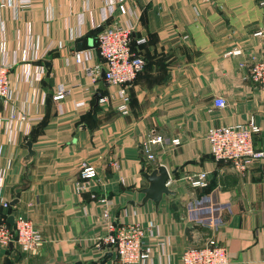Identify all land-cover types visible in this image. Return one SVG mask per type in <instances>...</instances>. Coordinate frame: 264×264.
Wrapping results in <instances>:
<instances>
[{"label": "crops", "instance_id": "crops-1", "mask_svg": "<svg viewBox=\"0 0 264 264\" xmlns=\"http://www.w3.org/2000/svg\"><path fill=\"white\" fill-rule=\"evenodd\" d=\"M23 1L0 0V64L10 65L12 105L38 121L12 143L1 127L8 110L0 100L2 196L17 199L10 214L31 220L45 242L29 253L14 244L0 248V264H115V253L97 246L107 233L105 207L116 224L138 222L155 233L144 240L146 264H179L184 249L209 236L227 247L230 264H264V157L239 173L212 158L205 138L211 126L253 117L254 148L264 147V86L248 78L250 56L264 54L258 0ZM112 20L134 25L131 48L145 61L125 86L126 113L118 109L119 87L100 76L92 83L73 56L82 50L87 62L102 63L97 35ZM140 37L146 41L137 44ZM235 48L242 54L225 56ZM59 85L69 93L55 102ZM95 93L107 101L98 103ZM217 96L224 107L213 105ZM152 131L181 142L153 146L154 159L147 160L142 143ZM27 140L35 151L29 159ZM89 164L97 175L78 192L75 181ZM160 164L176 170L174 193L158 206L141 204L138 189L147 185L141 170ZM200 171L210 182L192 187L185 177Z\"/></svg>", "mask_w": 264, "mask_h": 264}, {"label": "built area", "instance_id": "built-area-1", "mask_svg": "<svg viewBox=\"0 0 264 264\" xmlns=\"http://www.w3.org/2000/svg\"><path fill=\"white\" fill-rule=\"evenodd\" d=\"M28 3L29 0H24ZM125 0H118L116 4L124 3ZM258 4L264 9V0H258ZM115 4L110 6V16L115 13ZM134 25L131 22L120 23L112 20L105 25L97 35V51L102 59V63H90L89 54L82 50L74 52V60L81 64L86 77L95 83L104 70V81L107 85L119 87L121 103L118 109L122 113L127 112V101L125 86L130 84L142 71L145 61L143 57L132 51L131 42ZM262 36V31L254 33ZM146 41L144 37L137 38L135 42L142 44ZM242 50L239 48L225 52V56H239ZM10 65L0 64V100L5 109L8 110L6 116L2 118L1 127L9 131L12 143L16 141L19 133L28 135L33 124L37 123L38 118H31L24 109H17L13 102V83L10 76ZM248 78L255 84L264 86V54L251 55L248 65ZM69 90L64 85H59L52 95L55 102L62 101L67 97ZM107 98L99 97L98 103H105ZM213 105L224 107L226 101L217 96L213 99ZM259 131L254 118L250 117L244 123H232L223 126H211L205 133V138L210 145V153L214 160H223L231 163V167L243 173L248 166L264 157V147L255 149L253 145V134ZM180 138L174 137L167 139L162 134L152 131L142 143V150L147 160L154 159L152 148L155 145L165 146L168 144L179 145ZM114 165L117 167L118 163ZM97 170L94 165H85L80 178L75 181V187L79 192L84 188V181L95 178ZM187 182L192 187H207L210 180L205 171L187 175ZM123 181V180H122ZM5 184L3 173H0V209L8 210L10 202L3 199L2 190ZM171 184V177L166 183ZM10 214L7 213V217ZM13 229L7 223L5 216H0V248L8 247L13 243L21 252L29 253L45 242L40 230L22 214H13ZM102 217L105 220L106 235L100 237L97 246L99 249L106 248L115 253V264H146L149 260V251L145 248L144 240L154 239L155 233L144 227L138 222L116 224L111 217L110 210L105 207L102 210ZM156 244L165 251L166 243L158 240ZM104 253H102L103 257ZM179 264H230V256L225 245L216 241L212 236L205 239L202 245L197 247H187L180 255Z\"/></svg>", "mask_w": 264, "mask_h": 264}, {"label": "water", "instance_id": "water-1", "mask_svg": "<svg viewBox=\"0 0 264 264\" xmlns=\"http://www.w3.org/2000/svg\"><path fill=\"white\" fill-rule=\"evenodd\" d=\"M78 49H82V43H78ZM45 67L47 70L51 67V62L44 60L43 61ZM100 78H104V70L100 73ZM100 97V93H95L94 98L98 100ZM25 145L27 147V154L25 156V159L31 158L35 151L32 147V141L27 140L25 142ZM176 170L168 171L166 167L162 164L157 165L156 167L152 169H148L147 167H143L141 170V175L143 179L146 181L147 185L145 187H142L138 189L140 193H143V198L141 201V204L145 203L147 200H151L154 202L156 206L159 205L160 201L164 196L172 195L174 192L170 187L166 184L167 181L170 178L171 174H174ZM17 203V199H12L10 201V206L15 207ZM7 223L10 225V228L13 229L14 224V215L10 214L8 215L6 219ZM8 247H13V243H9ZM109 252L106 253L107 256H109Z\"/></svg>", "mask_w": 264, "mask_h": 264}, {"label": "trees", "instance_id": "trees-1", "mask_svg": "<svg viewBox=\"0 0 264 264\" xmlns=\"http://www.w3.org/2000/svg\"><path fill=\"white\" fill-rule=\"evenodd\" d=\"M98 30H100V29H98ZM132 42H133V40H132ZM132 42H131V45H132ZM132 51H133V50H132ZM138 54H139V53H138ZM92 107H93V110L96 109V108H97V104L94 103ZM40 122H41V121H40ZM40 122H39V123H40ZM11 209H12V208L9 207V209H8L7 212H8V213L11 212ZM0 216H5V218L7 219V213L5 214V213H1V212H0Z\"/></svg>", "mask_w": 264, "mask_h": 264}, {"label": "rangeland", "instance_id": "rangeland-1", "mask_svg": "<svg viewBox=\"0 0 264 264\" xmlns=\"http://www.w3.org/2000/svg\"><path fill=\"white\" fill-rule=\"evenodd\" d=\"M96 52H97V55L99 56V54H98V51L96 50ZM100 57V56H99Z\"/></svg>", "mask_w": 264, "mask_h": 264}]
</instances>
